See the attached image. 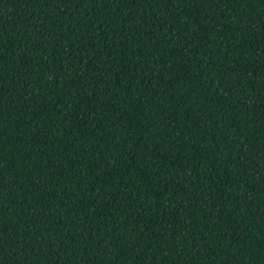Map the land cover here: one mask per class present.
I'll list each match as a JSON object with an SVG mask.
<instances>
[{
  "label": "trees",
  "instance_id": "1",
  "mask_svg": "<svg viewBox=\"0 0 264 264\" xmlns=\"http://www.w3.org/2000/svg\"><path fill=\"white\" fill-rule=\"evenodd\" d=\"M0 264H264V0H0Z\"/></svg>",
  "mask_w": 264,
  "mask_h": 264
}]
</instances>
